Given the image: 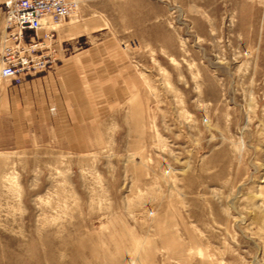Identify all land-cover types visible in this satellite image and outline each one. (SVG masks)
<instances>
[{
    "label": "rangeland",
    "instance_id": "374dc122",
    "mask_svg": "<svg viewBox=\"0 0 264 264\" xmlns=\"http://www.w3.org/2000/svg\"><path fill=\"white\" fill-rule=\"evenodd\" d=\"M67 1L0 76V264H264V0Z\"/></svg>",
    "mask_w": 264,
    "mask_h": 264
},
{
    "label": "built area",
    "instance_id": "2783aa9c",
    "mask_svg": "<svg viewBox=\"0 0 264 264\" xmlns=\"http://www.w3.org/2000/svg\"><path fill=\"white\" fill-rule=\"evenodd\" d=\"M73 5L67 0H15L9 5L6 46L0 54L1 78L22 77L46 67L47 41L55 38L54 23L70 17Z\"/></svg>",
    "mask_w": 264,
    "mask_h": 264
},
{
    "label": "bare ground",
    "instance_id": "6f19581e",
    "mask_svg": "<svg viewBox=\"0 0 264 264\" xmlns=\"http://www.w3.org/2000/svg\"><path fill=\"white\" fill-rule=\"evenodd\" d=\"M59 24H60V23L55 22V23H54V26H55V27H56V26H59ZM0 76H1V74H0Z\"/></svg>",
    "mask_w": 264,
    "mask_h": 264
}]
</instances>
